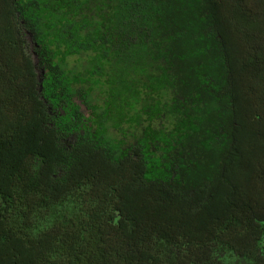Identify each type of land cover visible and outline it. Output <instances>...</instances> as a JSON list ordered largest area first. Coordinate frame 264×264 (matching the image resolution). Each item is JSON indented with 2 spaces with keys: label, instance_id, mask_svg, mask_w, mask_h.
Here are the masks:
<instances>
[{
  "label": "trees",
  "instance_id": "16d2710c",
  "mask_svg": "<svg viewBox=\"0 0 264 264\" xmlns=\"http://www.w3.org/2000/svg\"><path fill=\"white\" fill-rule=\"evenodd\" d=\"M0 264H264V0H0Z\"/></svg>",
  "mask_w": 264,
  "mask_h": 264
}]
</instances>
